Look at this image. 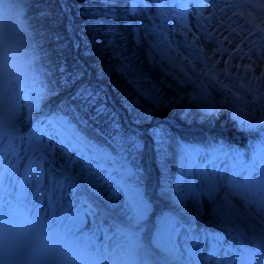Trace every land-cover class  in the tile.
Here are the masks:
<instances>
[{
	"label": "snow or ice",
	"instance_id": "snow-or-ice-1",
	"mask_svg": "<svg viewBox=\"0 0 264 264\" xmlns=\"http://www.w3.org/2000/svg\"><path fill=\"white\" fill-rule=\"evenodd\" d=\"M60 3L71 17L67 0ZM32 6L35 0L29 12ZM75 7L86 55L99 58L92 73L78 63L58 66L60 91L68 94L47 111L29 114L45 95H60L54 86L47 93L22 87L7 131L0 102V197L8 192L81 230L130 231L151 257L147 264H264V72L257 76L252 67L264 64V0H80ZM50 18L45 6L28 16L33 42ZM165 32L183 36L187 56L170 55ZM73 47L79 50V42ZM205 47L215 48L211 56ZM93 73L98 82L124 79L128 89L118 95L127 115L112 105L106 87L92 82ZM189 88L194 95L187 98L205 123L227 112L241 130L258 129L259 139L242 150L214 137L178 138L156 117L176 112L187 123L192 112L178 97ZM149 150L159 173L155 199L142 165ZM254 191L262 195L253 198ZM117 214L126 228L110 223Z\"/></svg>",
	"mask_w": 264,
	"mask_h": 264
},
{
	"label": "rangeland",
	"instance_id": "rangeland-1",
	"mask_svg": "<svg viewBox=\"0 0 264 264\" xmlns=\"http://www.w3.org/2000/svg\"><path fill=\"white\" fill-rule=\"evenodd\" d=\"M24 1L25 0H0V3L4 9V11L2 13L1 25H4L8 31L14 27L19 32L18 35L15 34L14 33L15 30L13 28V32L10 31L9 33L12 35V38H19L20 39V47L24 52H26V53H24L23 58L26 60L27 64H29L30 66H34L37 64L35 72L36 73L38 72V76H37V78H35V80H31L29 73L28 72L25 73L24 71H22L23 67H19L18 68L19 73L16 74L13 71L12 66L10 64H8L6 61L2 62V59L4 57H2L1 48L8 45V37L9 36L7 34H5V33H7V30L5 27L3 28V30L0 28V102H2L4 110H5V131L8 130V125H7L8 110L10 109V107L14 103H16L22 87L24 88L25 91H29L32 86H35V88L45 92V85L51 83L55 87L56 91L59 90L60 77H59V73L57 71V68L60 64L57 65L56 70L53 71L55 69V67H54L55 65H53L54 61L52 59H48L47 55L49 53L47 54V49H46V48L51 49L52 46H48V47L45 46L44 51H42V52L37 51V53H36L35 47L38 49V44L36 41L33 42V40L28 37L29 33H27V31H26V30H30V27H29V23H28V21H29L28 16L24 15L25 9H21L23 4L25 3ZM45 2H46V0H45ZM59 2H60V0H49V5L46 2L45 7L47 10L51 11V13H52L51 8L58 10ZM1 12H2V8L0 7V14H1ZM5 14L8 16L7 17L8 18V22H7L8 26L6 24ZM68 17H69L68 15H66V17H65L66 25H68L70 23ZM72 29H73V26H72ZM68 33L70 34L71 38L73 39L72 43L77 42V41H75V38H74V35H75L74 29L72 32L68 31ZM171 36L172 35L165 34L166 39L170 43V47L172 49V52L174 53L175 50H174V47L171 43ZM175 41L177 42V49L183 48L182 43H181L183 41L182 37H179ZM225 47H227V45H225ZM73 49H75V48L73 47ZM214 50H215L214 47L211 50H209L208 47H205V52L207 53L208 56H211L213 54ZM11 52H12L11 50H8L3 55L5 57H8L10 60H12V56H11L12 53ZM57 52L62 54V52L60 51L59 48L57 49ZM40 57L44 58L43 63L39 62ZM60 58H61V55H58L57 57H55V61H60ZM189 59H192V57H189ZM24 64H26V63H24ZM252 67H253V70L255 72V75H258V74L260 75L261 72H264L262 70V67H263L262 63L253 64ZM89 71L90 70L88 69V72ZM35 72L32 73L33 76H34ZM102 86L106 87L108 89L110 95H111V92H110L108 86L107 85H102ZM212 95L214 97H216L217 99H219V97L216 95L215 92H213ZM64 96H66V95H64ZM180 96L185 97L183 100H180L178 97V102L185 109V111H191L192 112L193 110H195L196 105L193 101H189V99L186 97V95L180 94ZM43 100H47V101L40 108H43L49 102H54V98H48L47 95H45L43 98H41V101H43ZM40 108H39V111L43 110ZM39 111L35 110L33 113H29V114H36ZM122 114H124V113H122ZM165 116H170L174 119V123L169 122L171 128L173 127V125L176 127L202 126V127H200V129H210L213 131H218L220 133H227L228 135H231L232 137L235 136L234 139L237 141H241V142H243L244 139L247 138L245 136L247 134H249L247 131L241 130L237 126V124L234 123L233 120L229 117V114L227 112H222L221 114H219L217 116V118L215 120L208 122V123H184V122H181L180 120H177L174 113H172L170 115L166 114ZM157 118H159V117H156V119ZM262 127H264V126H262ZM149 148H150V146H149ZM148 164H149L150 169H151L153 174H152V176H150V178L145 177V180L147 182L146 187L149 188L151 186V184L155 183V185L151 186V188H150V190H152V197L155 199L154 193L156 192V189H157L158 179H157L156 169L152 163V153H149V155H148ZM259 196H260V192H258V197ZM232 203L239 211H241V212L245 211V207H239L238 205H236L235 200H233ZM249 211H251V210H249ZM252 214L254 215L255 213H252ZM117 218H118V220H120L119 214H117ZM120 222L122 224H124L121 220H120ZM146 234H145V236H146ZM126 238L127 239L125 241V246L128 250V256L134 257L137 260H139L142 257L143 249H141V250H139V248L136 249L135 252H138L139 254L133 256L134 245H131L130 241L132 239H134V235H132L131 232L128 231V232H126ZM142 242H145V246H147L145 238L142 239ZM138 245H140V243H138ZM139 247L142 248L141 246H139Z\"/></svg>",
	"mask_w": 264,
	"mask_h": 264
},
{
	"label": "trees",
	"instance_id": "trees-1",
	"mask_svg": "<svg viewBox=\"0 0 264 264\" xmlns=\"http://www.w3.org/2000/svg\"><path fill=\"white\" fill-rule=\"evenodd\" d=\"M24 2L25 3L23 4L21 9H25L24 15H26V16H29V15L36 13L39 10L40 6H45L46 2L49 5V0H46V2H45V0H35V7L32 6L31 11L29 12V5L28 4L30 3V0H25ZM79 3H80V0H67V6L72 8V16L69 17L68 19H69V22L74 19V23L72 24V26H73V29L75 31V36H74L75 41L79 42V44H80L79 50H77L76 48L73 49V43H72L73 39L71 38L68 31H66V27H65L66 26V22H65L66 14L61 12V3L60 2H59L58 10L51 8L52 9V18L40 22L41 35L36 38V41H38V46L43 45V48L45 46H47V47L52 46L51 49H48V48H46V49H47V54L49 53L47 55L48 59H52L54 61L53 65H55L54 66L55 69L53 71L56 70L57 65L66 62L70 68L74 67L75 64H77V63L81 64L83 66L85 65L84 67L88 68L90 70L89 73H92L93 68L95 67L96 59L99 58V55H100L99 53L96 54V58H93V57L86 55V49H85L86 41L82 38V35L80 34V31H79L80 26L82 25V23L84 21H82L79 17H76V15H75V13H76V7L75 6L79 5ZM28 23H29V21H28ZM26 31H27V33H29L28 37L32 39V37L30 35L31 29L26 30ZM44 32L48 33V35L46 37H44ZM57 36L59 37V42H57V39H56ZM58 48L60 49L62 54L57 52ZM58 55H61L60 61H55V57H57ZM90 65L92 67H89ZM113 81H114V83L109 82V81L98 82L95 79L94 73L92 74V82L94 84L96 82V83H101L102 85H107L115 103H117L121 107L118 92L127 90L128 86L125 84L124 79L120 78L119 76H114ZM51 86H53V84H51V83L45 85V92L46 93H47L48 88ZM113 89H117L118 91H113ZM58 91L60 92L59 96L55 95V93H52V95H51V98H54L53 106L57 103L58 100H60L62 97H64V95L68 94L65 91H60V88ZM46 101L47 100L41 101V99H40L37 102V105H42V104L46 103ZM112 105L114 106L113 103H112ZM123 111H124V115H127V113L125 112L124 109H123ZM173 113H174L175 117L177 118V120H180L177 117V113L176 112H173ZM165 115L166 114H164L163 117ZM157 117H160V116H157ZM161 121L166 122L170 126V123L166 119L161 120ZM187 123H205V122L203 121L202 117L199 115H196L195 110H193L192 116H190L188 118ZM172 130H173V128H172ZM188 136H190V135H185V137H188ZM191 137L195 138V136H191ZM149 153H151V152L150 151L146 152V155L144 156L143 161H142V165L146 169V172H147V175H146L147 178H150V176H152V174H153L151 169H150V166L148 164ZM152 163L156 169V174H157V179H158L159 173H158V170L155 166L153 158H152ZM146 191H147V194L149 196H151L147 187H146Z\"/></svg>",
	"mask_w": 264,
	"mask_h": 264
},
{
	"label": "bare ground",
	"instance_id": "bare-ground-1",
	"mask_svg": "<svg viewBox=\"0 0 264 264\" xmlns=\"http://www.w3.org/2000/svg\"><path fill=\"white\" fill-rule=\"evenodd\" d=\"M253 194L256 196V193L255 192H253Z\"/></svg>",
	"mask_w": 264,
	"mask_h": 264
}]
</instances>
